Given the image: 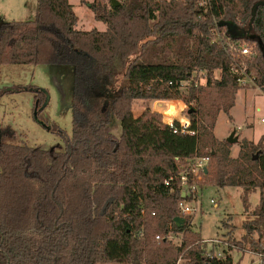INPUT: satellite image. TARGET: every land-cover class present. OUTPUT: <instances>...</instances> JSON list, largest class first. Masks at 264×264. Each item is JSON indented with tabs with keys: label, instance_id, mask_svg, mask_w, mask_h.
I'll return each instance as SVG.
<instances>
[{
	"label": "trees",
	"instance_id": "1",
	"mask_svg": "<svg viewBox=\"0 0 264 264\" xmlns=\"http://www.w3.org/2000/svg\"><path fill=\"white\" fill-rule=\"evenodd\" d=\"M37 3L34 18L0 20V66L65 67L73 82L72 136L65 149L33 147L16 143L0 120V264H235L233 249L264 258V137L243 138L233 157L232 144L216 136L217 118L230 113L239 86L231 54L212 34L219 29L228 40L255 44L245 65L264 93V0H212L207 9L198 0L88 2L105 31L78 29L69 0ZM196 68L207 70V82L187 96L167 84ZM120 79L127 84L118 87ZM29 90L42 111L47 90ZM176 99L195 102L188 114L195 135L164 122L185 119ZM137 100L172 101L136 117ZM195 156L210 157L201 187L243 188L247 211V192L260 189L244 235L227 240L222 258L206 256L208 241L192 215L183 216L184 225L175 221L183 197L177 174ZM170 232L183 234L181 244L156 239Z\"/></svg>",
	"mask_w": 264,
	"mask_h": 264
},
{
	"label": "rangeland",
	"instance_id": "2",
	"mask_svg": "<svg viewBox=\"0 0 264 264\" xmlns=\"http://www.w3.org/2000/svg\"><path fill=\"white\" fill-rule=\"evenodd\" d=\"M94 0H69L79 17L78 29H101L105 25L95 19L94 13L88 2ZM111 3L110 0H104ZM121 1V0H119ZM37 0H0V20L2 22L12 20H28L34 18L37 11ZM213 40L222 45L230 40L226 39L224 31H212ZM220 36V37H219ZM242 43V41H239ZM253 44V43H252ZM236 58L239 56L236 54ZM240 60H245L241 58ZM198 73L195 70H199ZM63 66L50 68L46 65L30 64H6L0 66V91L12 89V92H4L0 95V120L2 126L7 128L8 134L16 143L28 144L38 148L65 149L67 140L72 136V80L71 74H67ZM194 80L181 92L183 96L189 94L190 88H199L207 82L208 72L202 68H196L192 72ZM215 77H221V71H215ZM127 81L119 80V84ZM47 90L49 103L38 112L35 92L30 88ZM172 100H137L133 104L134 115L140 116L146 110L160 112L166 102ZM184 104L181 116H188V109L194 108L184 100H174ZM261 106V110L257 107ZM188 108V109H187ZM162 114V113H161ZM38 115V119L35 116ZM163 115V114H162ZM164 118V116H163ZM264 93L255 84L239 86L235 105L230 113L221 111L215 125V134L220 139H227L236 130L239 141L232 144L231 155L236 157L241 148L243 138L259 142L264 137ZM181 120V117L175 119ZM172 120V121H175ZM42 122H45L44 125ZM167 123L166 121H164ZM112 132L119 137L122 133L121 121L114 117ZM264 141V140H263ZM246 191L241 187L218 188L216 186H203L198 199L199 212L192 215V223L196 225L207 243V250L219 253L227 250V240L241 239L244 235L242 223L247 216L258 207L260 189L247 192L249 209L246 210L244 196ZM215 200V203H212ZM197 204V203H196ZM193 204V205H196ZM225 222L226 225H223ZM174 244H181L182 234H176ZM158 240V239H157ZM235 264H264V258L252 253L241 252L238 249L230 251ZM184 259L176 263L184 264ZM100 264H126V263H100Z\"/></svg>",
	"mask_w": 264,
	"mask_h": 264
},
{
	"label": "built area",
	"instance_id": "3",
	"mask_svg": "<svg viewBox=\"0 0 264 264\" xmlns=\"http://www.w3.org/2000/svg\"><path fill=\"white\" fill-rule=\"evenodd\" d=\"M211 2L212 0H198L199 6H201L203 9H207L210 6ZM214 30L218 31L219 29H212V31ZM223 45L231 54L232 62L230 70L232 74L236 76L237 85L243 87L251 83L255 84L254 77L247 71L245 60H240L241 58L246 59L254 55L255 44L247 41H242V43H239V41L230 40V42H226ZM236 54L239 56V58H236ZM199 71H201V69L195 70L196 73H198ZM190 75H192V73H190ZM190 75L188 78L179 81L169 80L167 84L169 86H177L178 89L182 91L185 87L192 83V81L198 83L197 80H194V76ZM262 120H264V118ZM175 122H178L179 126H175ZM167 124H169L176 133L180 132L182 134L195 135L197 132V130L192 128V120L189 116H185L184 120L170 121L167 122ZM209 162V156H195L188 160V162L179 170L177 174V180L182 193L185 194V196H183L178 202L180 216H191L199 212L200 208L198 206V199L200 196V191L202 189L200 182L204 174L206 173V169H208ZM165 184H170V179H166ZM212 203L217 204L215 200H212ZM176 237L177 236L175 233L170 232L168 236L157 235L156 239L170 240L176 243L174 241ZM206 256L209 258H222L224 256V253H222V251L216 253L212 250H207Z\"/></svg>",
	"mask_w": 264,
	"mask_h": 264
},
{
	"label": "water",
	"instance_id": "4",
	"mask_svg": "<svg viewBox=\"0 0 264 264\" xmlns=\"http://www.w3.org/2000/svg\"><path fill=\"white\" fill-rule=\"evenodd\" d=\"M110 2H111V4H112V6H117V5L120 4V1H119V0H110ZM194 111H195L194 108H189V109H188V113H189V114L192 113V112H194ZM226 140H227L230 144H235V143H237V142L239 141V137H238V135L236 134V130H234ZM257 156H258V154H256L254 158H257ZM205 172L207 173V172H208V169H206ZM183 196H185V194H183ZM175 221L177 222L178 225H184V223L186 222V219H185L184 217H182V216H177V217L175 218ZM209 264H210V263H209Z\"/></svg>",
	"mask_w": 264,
	"mask_h": 264
},
{
	"label": "crops",
	"instance_id": "5",
	"mask_svg": "<svg viewBox=\"0 0 264 264\" xmlns=\"http://www.w3.org/2000/svg\"><path fill=\"white\" fill-rule=\"evenodd\" d=\"M103 23H104V22H103ZM104 25H105V26H104L103 28L99 29V30H101V31H105L106 28H107V25H106L105 23H104ZM257 109H258V110H261V106H258ZM219 139H220V138H219ZM252 141H253V140H252ZM263 142H264V141H263ZM256 143H257V142H256ZM238 154H239V153H238ZM237 156H238V155H237ZM237 156H236V157H237ZM233 157H234V156H233ZM195 226H196V225H195Z\"/></svg>",
	"mask_w": 264,
	"mask_h": 264
}]
</instances>
